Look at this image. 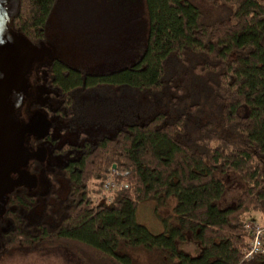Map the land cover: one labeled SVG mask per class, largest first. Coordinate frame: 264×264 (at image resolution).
Listing matches in <instances>:
<instances>
[{"label":"trees","instance_id":"16d2710c","mask_svg":"<svg viewBox=\"0 0 264 264\" xmlns=\"http://www.w3.org/2000/svg\"><path fill=\"white\" fill-rule=\"evenodd\" d=\"M14 23L40 43L53 34L90 67L60 83L69 104L81 102L73 127L92 133L64 168L55 211L48 199L40 213L38 197L10 200L17 209L6 212L12 227L1 234L0 258L38 248L80 264H135V252L146 264H264V245L250 258L243 252L251 212L264 231V0H20ZM154 98L167 99L174 120L127 116L124 106ZM108 123L113 132L102 136ZM231 173L240 194L219 208ZM109 182L115 188L105 192ZM172 197L177 226L164 218L165 230L153 233L137 222L139 203L164 208ZM187 231L201 244L196 256L177 249ZM80 246L101 261L83 260Z\"/></svg>","mask_w":264,"mask_h":264},{"label":"flooded vegetation","instance_id":"af4514ba","mask_svg":"<svg viewBox=\"0 0 264 264\" xmlns=\"http://www.w3.org/2000/svg\"><path fill=\"white\" fill-rule=\"evenodd\" d=\"M19 3L20 0H0V39L5 44V48H0V206L5 215L10 210V200L22 196L38 197V205L43 204L42 198L48 199L47 204L55 211L57 205L52 194L56 193V198L66 194L68 181L64 168L73 165L77 152L82 150L78 149L80 143L89 142V133H92L89 128L73 127L76 115L81 113V102L69 104L66 90L60 83L71 82V72L85 76L90 74L89 69L75 67L51 52H40L42 44L15 27ZM37 83L42 85L36 86ZM16 86L19 95L12 106L11 116L20 136L17 146L9 154L6 145L11 132L4 125L2 111L8 103L9 93ZM35 87L37 92H34ZM95 90L90 92H100ZM101 93L94 96L96 101L103 99L104 92ZM35 96L36 103L32 100ZM111 99L109 97L110 103ZM111 132L113 124L109 123L106 130L104 126L100 130L102 136ZM38 172L43 173L45 186H38ZM52 176H55L54 180H51ZM49 192L51 195L45 198Z\"/></svg>","mask_w":264,"mask_h":264},{"label":"rangeland","instance_id":"374dc122","mask_svg":"<svg viewBox=\"0 0 264 264\" xmlns=\"http://www.w3.org/2000/svg\"><path fill=\"white\" fill-rule=\"evenodd\" d=\"M10 23V22H9ZM56 38L53 34H49L47 37V42L43 45V43L39 47L40 52H50L53 55L58 56V58L67 61L71 65L78 67V68H85L84 65L81 63L79 59V54L71 47L66 46H60L55 43ZM74 51H73V50ZM57 52V54L55 53ZM42 57V56H41ZM44 58H47L44 56ZM36 61V60H34ZM87 69H90V67H86ZM42 85L41 83H37L36 86ZM34 92H37V88H33ZM32 90V89H31ZM101 92V91H100ZM127 95L128 93L125 92ZM102 95V93H95L94 96ZM114 95L112 96V99L114 100ZM159 98H154L152 102L147 103L146 101L142 100L139 105L134 104L133 106L127 105L125 107V111L127 112V116L130 117V114H137V118L140 116V118L144 121H149L155 113H162L164 115V122H170L174 120L176 115V110L168 104L167 99L163 98L161 102L158 100ZM33 102L36 100V96ZM31 101V100H30ZM37 101V100H36ZM32 102V101H31ZM135 117V116H134ZM136 118V117H135ZM189 125V124H188ZM191 129V131H189ZM187 132L192 134L194 137L198 136L196 135V132H193L191 126L189 125L187 128ZM212 146H219V143L212 142ZM226 149H230V147H225ZM41 173V174H40ZM38 172L36 174L37 176H40V184L38 186H45L46 182H44V175L42 172ZM233 176L234 174L231 173ZM32 180L34 181V178L32 177ZM238 176L235 174L233 178L224 179V183L226 185L225 191L221 198L217 200V205L219 208H225L228 206H234L236 205L237 198L241 191V184L238 181ZM108 185V186H107ZM103 190L105 192H109L111 189L115 188V185L113 182H109ZM240 187V188H239ZM40 190V189H39ZM176 205V199L170 198L168 206L164 208H158L157 203L153 200H147L139 203L136 213V220L138 223L146 226L150 231L153 233H160L165 230L163 219L164 218H170V223L173 226H177L178 223L175 220L173 208ZM42 205L38 206L35 213H40ZM8 209H17L16 207L10 205ZM7 211V208L5 209ZM4 213V214H3ZM252 220L249 219L248 222H253L256 225H261V215L257 212H251ZM28 216V214H27ZM12 227V221L9 218V215H5L4 208L0 206V242H1V234ZM248 231V230H247ZM19 241H22V239H19ZM177 249L183 251L186 254H189L191 256H196L201 252V244L198 240H195L192 237V234L190 231L186 232V239L185 240H178L176 242ZM87 250V251H85ZM81 256L82 259L85 260V258H88L89 262L94 261H101L100 257L95 254L94 251L88 250V249H82L80 246ZM85 251V256L82 255V253ZM244 253L247 252V250L243 251ZM93 258L95 260H93ZM135 258V264L137 261V264H146L147 258L144 255V253L135 252L134 253ZM87 261V260H86ZM88 262V263H89ZM0 264H80V262L72 255L64 252L63 250H57V249H12L9 252H5L2 257L0 258ZM90 264V263H89Z\"/></svg>","mask_w":264,"mask_h":264},{"label":"water","instance_id":"95a60500","mask_svg":"<svg viewBox=\"0 0 264 264\" xmlns=\"http://www.w3.org/2000/svg\"><path fill=\"white\" fill-rule=\"evenodd\" d=\"M0 48L2 49L5 48V44L1 41V39H0ZM9 94L10 97L7 101L8 103H6V105L4 106V109L2 111V117H3L4 125L11 132V137L9 138L6 145V151L10 154V152H12L17 146V140L20 136V132L16 130V121L11 116L12 106L19 95L18 87L16 86L14 89H12ZM113 167L115 168V165H113Z\"/></svg>","mask_w":264,"mask_h":264},{"label":"built area","instance_id":"2783aa9c","mask_svg":"<svg viewBox=\"0 0 264 264\" xmlns=\"http://www.w3.org/2000/svg\"><path fill=\"white\" fill-rule=\"evenodd\" d=\"M246 229L250 233L251 243L250 248L245 253V257L250 258L253 254L258 253L264 245V231L259 225L253 222H247Z\"/></svg>","mask_w":264,"mask_h":264}]
</instances>
